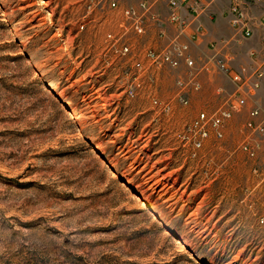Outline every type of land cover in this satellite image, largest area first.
Masks as SVG:
<instances>
[{
  "label": "rangeland",
  "instance_id": "374dc122",
  "mask_svg": "<svg viewBox=\"0 0 264 264\" xmlns=\"http://www.w3.org/2000/svg\"><path fill=\"white\" fill-rule=\"evenodd\" d=\"M88 2L0 0V264H264V149H239L246 113L221 141L184 139L234 86L202 72L181 96L182 64L127 96L117 11L99 24ZM261 89L249 104L264 110Z\"/></svg>",
  "mask_w": 264,
  "mask_h": 264
},
{
  "label": "built area",
  "instance_id": "2783aa9c",
  "mask_svg": "<svg viewBox=\"0 0 264 264\" xmlns=\"http://www.w3.org/2000/svg\"><path fill=\"white\" fill-rule=\"evenodd\" d=\"M88 1L83 16L101 15L99 24L107 22V19L111 20L109 14L117 11L113 30L107 33V40L118 50L125 62H131L123 73L131 78V82L121 90L124 94L131 98L141 94L140 91L145 89V81L148 79L149 84L155 81L156 71L163 67L178 69L182 64L188 67L178 77L181 96L202 88L199 80L202 72L217 71L229 76L234 90L228 93L219 88L220 93H227L222 105L211 114L200 112L186 126L184 139L191 144L194 151L201 149L204 142L212 136L221 141L234 116L246 113L245 127L248 134L239 149L250 160L257 161L259 151L264 149V110L257 101L253 100L255 106L250 105L249 101L261 89V80L264 78V46L262 52L251 51L252 65L243 67L242 70L234 69L230 57L215 51L218 46L215 42L210 44L213 54L206 59L201 57L197 60L189 53L191 43L204 36L201 16L217 0H138L126 5L121 0ZM227 1V16L236 34L243 38L251 37L254 32L248 16L251 0ZM91 22L89 18L82 19L78 22L79 29H85ZM179 98L182 104L189 103L187 99ZM154 103L160 106L158 100L155 99ZM170 109L171 103H168L164 110ZM251 170L254 175L264 176V169L257 164H253ZM257 223L264 228V212L257 215Z\"/></svg>",
  "mask_w": 264,
  "mask_h": 264
},
{
  "label": "crops",
  "instance_id": "0c3cea01",
  "mask_svg": "<svg viewBox=\"0 0 264 264\" xmlns=\"http://www.w3.org/2000/svg\"><path fill=\"white\" fill-rule=\"evenodd\" d=\"M228 8L229 1L227 0H217L207 7L200 18V23L204 27V36L192 43V52L196 56H209L214 52L209 45L215 42L218 45L215 51L230 57L233 66L236 68L249 67L252 65L251 51H263L264 0H251L249 4L248 16L254 32L248 38L236 34L227 16ZM262 56L263 54L260 57ZM212 77L213 75H210L209 79L211 80ZM214 77L230 88L234 86L227 75L217 74ZM262 91L264 92V79Z\"/></svg>",
  "mask_w": 264,
  "mask_h": 264
},
{
  "label": "bare ground",
  "instance_id": "6f19581e",
  "mask_svg": "<svg viewBox=\"0 0 264 264\" xmlns=\"http://www.w3.org/2000/svg\"><path fill=\"white\" fill-rule=\"evenodd\" d=\"M178 242H181V240H178Z\"/></svg>",
  "mask_w": 264,
  "mask_h": 264
}]
</instances>
